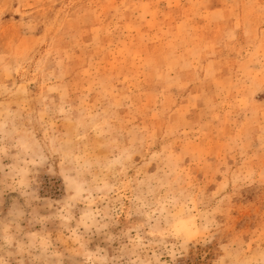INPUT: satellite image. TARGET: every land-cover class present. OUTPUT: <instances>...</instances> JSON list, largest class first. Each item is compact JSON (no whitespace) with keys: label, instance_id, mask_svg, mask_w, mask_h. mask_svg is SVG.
<instances>
[{"label":"rangeland","instance_id":"rangeland-1","mask_svg":"<svg viewBox=\"0 0 264 264\" xmlns=\"http://www.w3.org/2000/svg\"><path fill=\"white\" fill-rule=\"evenodd\" d=\"M0 264H264V0H0Z\"/></svg>","mask_w":264,"mask_h":264}]
</instances>
